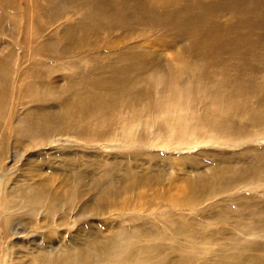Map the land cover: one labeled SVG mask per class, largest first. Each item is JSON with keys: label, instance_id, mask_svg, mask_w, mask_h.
<instances>
[{"label": "bare ground", "instance_id": "bare-ground-1", "mask_svg": "<svg viewBox=\"0 0 264 264\" xmlns=\"http://www.w3.org/2000/svg\"><path fill=\"white\" fill-rule=\"evenodd\" d=\"M205 1L208 0H188L187 3L195 8L194 14L188 18L180 15L181 13L187 16V3L181 0L136 1L140 4V9L144 10L146 7L150 14L160 13L157 9L163 4L170 3L162 9H169L168 14L175 18L180 32H184L188 24H194L192 33L196 35L201 32L204 34V39L200 44H193L191 48L190 58L193 62L186 61L155 68H142L143 64H141L142 67L138 68L139 58L124 54L135 66L133 80L125 85L103 84L94 78L93 82L85 83L87 74L84 75L82 69L76 70L77 73L70 76L66 73L67 70L62 68L64 65L47 63L48 56L61 59V51L60 48L57 49L46 42L33 49L38 57L26 68L14 66L13 57L10 62V58L3 56L0 50V161L3 160L2 156L11 143L13 146L26 147L27 151L32 150V153L38 156L41 155V151L35 150L45 148L49 145L47 142L56 141V144H59L61 138L74 141L77 145L74 144L72 147H75L79 151L76 153L80 155L81 153L92 155L95 148L110 150L111 153L113 152L112 157H116L120 162H116L117 166H112L110 163L106 169L101 168L104 172L97 176L96 169L99 167L96 159L91 157L85 160V164L79 166V161L83 159H72L70 156L73 154L69 156L70 152L65 148L59 150L62 149L61 146L57 148L53 144L52 148H57L56 153L67 154L59 161L60 165L74 168L71 179L70 176L68 178L65 175L63 178L73 184L75 191L63 193L65 195L60 197H66V199L62 198L64 206L73 205L71 211L75 207L71 201L77 198L78 212H83L96 209L98 205L107 202L110 196L115 195L117 198L116 195L121 194L125 187L135 185L136 182L139 184L144 182L138 177L139 175L136 177L134 172H132L134 175L129 172L130 174L115 176V171L122 172V166H126L124 160L126 158L130 160L129 162L136 160L142 165L140 170L143 171L145 168L155 169L156 166L163 164L150 163L151 165L147 167L144 166L141 158L155 162L159 156L164 161L170 162L171 153L186 150H197L199 153L203 148L240 149L248 142L253 143L255 137L264 133V85L257 84L255 68L247 65L223 64L219 60L224 54H238L237 49L241 47H245L248 52L251 51L252 35L257 32L255 30L264 28V0H212L201 9L198 5L204 4ZM232 5L242 9L239 21H236L237 16L231 15L230 22L219 24L215 18L208 17L215 6H222L225 9ZM12 7L14 4L7 2L1 4L0 16L12 21L10 16L12 13L9 11ZM87 18L91 19L89 15L83 19ZM94 29L95 26L92 27V31ZM70 39L72 40L71 37ZM63 40H67L66 35L63 36ZM79 40V43L82 41L80 45L82 46L84 39ZM92 50L91 48L87 55L92 54ZM78 51L79 48L75 51L77 56ZM84 61L93 63L90 58ZM41 62L46 64L39 66ZM81 62L67 63L68 70L71 67H81ZM103 72L105 75L113 74V71ZM62 85L76 89L77 92L70 99H62L58 97ZM18 134L23 137H19ZM49 136L52 138L48 140ZM142 149H144L143 154ZM242 152L238 154L239 160L237 159L241 166L231 165L230 158L223 156L225 154L223 151L202 152L201 156H209L215 162L222 161L226 164L222 167L225 171L212 167L213 165L210 167L215 171L214 173H223L222 180L216 179L210 182L207 175L200 173V170L204 171L206 165L191 167L188 177H191V186L194 189L190 188V190L189 186L188 189L185 187L177 189L175 195L168 196L167 199L171 201L168 202L169 204H164L165 207L159 205L160 213L153 209H144L143 212L140 210L142 213L138 215L125 214L128 219L122 215L124 218L118 226L123 228L133 223V227L129 226L130 232L120 231L115 243L111 241L105 244L106 246L93 247L91 245L93 241H88L90 244L85 246L83 243L91 238L86 237L87 239L82 240L84 242L81 246L70 248L66 252L57 251L54 264H192L190 260L194 257L195 249L203 251V247H196L201 245L200 241L217 240V235H219L218 240L223 244L224 241H229L231 249L234 250L226 256L227 262L241 264L239 258L246 257L248 264H264V254L255 258V256L247 257L241 252L242 249H252L254 243L253 240L242 239L264 238V199L260 197H264V192L258 190L264 178L261 177L262 172L258 166L247 164L255 162L256 158L247 161L248 151ZM111 153L106 154L110 156ZM189 158L190 156H183L171 159L185 163L184 161ZM75 162L77 167L73 166ZM82 167L87 170H83ZM207 167L209 168L208 165ZM6 173L7 169L0 163V199L4 195L3 200H0L2 201L0 218L4 221H0L4 226H7L11 217L17 214L33 217L44 213L47 218L49 217L47 213L55 212V206H50L48 198H43L41 195L44 190L41 192L36 187L23 182L24 185L21 183L18 187L12 186V190L7 191V185L9 186L10 183L7 177L9 172ZM155 176L156 173L153 176L147 173L145 180L148 181L152 177L151 182L158 183L155 181L157 180ZM188 177L185 176L184 180L189 179ZM16 183L18 184V181ZM112 186H116L117 189L113 195H110ZM263 187L262 184V189ZM251 190L255 191L254 195L244 196L243 192ZM9 195H12L13 199L7 201L5 198ZM51 196L54 200H58L56 195ZM159 199L166 200L157 195L156 203L160 202ZM65 211L71 213L68 208ZM194 216L198 217L196 223L200 227L214 225L216 230L208 233L199 231L197 235L192 233L188 228L190 223L187 222V218L193 219ZM71 218L76 221L81 217L72 215ZM88 223L86 227L90 228ZM161 225L170 226L172 232L168 234L158 230ZM224 227L228 229L223 234ZM248 227L255 234L247 233ZM127 232L136 237L138 242L131 240L130 236L126 235ZM156 240L180 245L177 240L194 242H191L190 246L180 247L151 244ZM187 249L190 251L187 252ZM223 249L225 251L224 247ZM223 249L215 251L216 256H219L218 252H221V256L216 257L212 264H226L222 262ZM169 250L177 254L182 250L187 256L180 255L176 258L178 260L176 262L171 260L172 257L169 258L172 255L169 254ZM204 250L208 251L210 247H205ZM46 256L47 253L41 251V254L37 253L33 258L37 264H51ZM203 263L205 264L206 260Z\"/></svg>", "mask_w": 264, "mask_h": 264}, {"label": "rangeland", "instance_id": "rangeland-1", "mask_svg": "<svg viewBox=\"0 0 264 264\" xmlns=\"http://www.w3.org/2000/svg\"><path fill=\"white\" fill-rule=\"evenodd\" d=\"M136 1L137 0H0V10L1 4L6 2L8 4H14V7L9 9L12 13L10 14L12 21H8L0 16L1 54L10 58V62L13 57L14 66L19 65L20 67L26 68L38 57L34 54L33 49L36 47L38 48V46L46 42L47 44L54 45L57 49L60 48L61 51V59L50 58L48 56V64L64 65L62 68L67 70L66 73L70 74V76L77 73L76 70L82 69L84 75L87 74V77H85V83L93 82L92 79L94 78L98 79L99 82L103 84L112 83L119 85L128 84L133 80V76L135 75V66L133 65V62L124 54L138 57V68L142 67L140 66L141 64H143L142 68H155L186 61L193 62V59L190 58L191 48L193 44H200L204 39V34L199 32L200 34L194 35L191 31L193 30L194 24H188L185 27L184 32H180L179 26L176 25L175 18H172L168 14L169 9H162L163 6L170 3L163 4L160 9H157L160 13L156 12L155 14H150L146 7L144 10L140 9L141 6ZM181 1L187 3L188 0ZM210 1L212 0L205 1L204 4H199L198 6L202 9V7L207 5ZM193 9L195 8L187 3V16L182 15L181 13L180 15L184 18L191 17L194 14ZM219 9H223V7L215 6L211 10V14H208L210 19L215 18L216 22L219 24L230 22L229 19L231 15L237 16L236 21L241 19L242 9L237 8L235 5L225 7V9L221 11ZM139 13H141V15H138ZM87 15H89L91 19H83ZM93 26H95V29L92 31ZM255 31L257 32L255 33ZM255 31V34L251 37L253 47L250 52H248L245 47H241L237 49L239 55L224 54L220 57L219 61L223 64H230L233 66L247 65L255 68L256 71H254V73L257 84L264 85V28H259ZM10 34L11 37H9ZM64 35L67 36L66 41L63 40ZM79 39H84V44L82 46H80L82 41L79 43ZM78 43L80 47L78 46ZM77 48L80 49V51H78V56L75 53ZM91 48L93 49V53L87 55V52ZM86 58H90L93 63L84 61ZM70 62H81L82 68L71 67L68 70L69 66L67 63ZM45 64L46 62H41L39 66ZM59 69L56 70L58 71ZM103 71H113V74L105 75ZM62 74L63 71L60 74V77H62ZM81 82H83V80H81ZM76 92V89L62 85L58 97L62 99H70ZM18 136L23 137L20 134H18ZM51 138L52 137L49 136L48 140ZM59 142V144H56V141L53 143L47 142L49 145L45 146V148L35 150L41 151V157L33 154L32 150L27 151L28 149L26 147L13 146L11 143V145L7 147L5 154L2 156L4 158L0 163L3 164L5 169H7V173L9 172L7 177L9 179L8 183L10 184L9 186L7 185V191L12 190V186L15 187L17 185L18 187L21 183L22 185L29 184L30 186L36 187L39 191L46 192L41 195H43V198H48V204L50 206H55V212L53 214L47 213L46 215L49 216L47 218L43 215L44 213H39L33 217L22 213L17 214L16 216L11 217L10 223L7 226H4V223L0 221V264H26L29 262L37 264L33 255L35 256L37 253L41 254V251H45L47 253V261L54 264L57 251L66 252L70 248L76 246H81L83 244L86 246L89 243L88 241H93L94 244L91 243L93 247H100V245L106 246L105 244H109L111 241H113L112 243H115V238L117 240L120 231L121 233L124 231L130 232L129 226L131 228L133 227V223L128 227L124 226L122 228L118 226L121 224V220L124 216L128 219L127 215H138L141 211L143 212L144 209H153L155 212L157 211L160 213L161 210L158 209L159 205L162 204V207H165L164 204H169L171 201L167 199L168 196L175 195L177 189L180 187L188 189L187 186H189V189H194L191 186V177H188L190 176L188 175V171H191V167H195L199 164L201 167L206 165L204 171L200 170V173L207 175L210 182L215 181L216 179L219 181L222 180L223 173H214L215 171L211 170L210 167L213 165L212 167H218L217 169L225 171L222 167L226 164L222 161L215 162L214 159L212 160V157L210 158L209 156H201L200 154H202V152L223 151V153H225L223 156L230 158L231 165L237 164L241 166V163L239 164L238 161V154L242 151L245 152L246 150L248 151L247 153H249L247 161L255 160L256 158L255 162L247 164L258 166L262 172L261 177L264 178V133H262L254 138L253 143L248 142L240 149H228L224 147L221 150H218V148L211 150V148H203V151H199V153H197V150H186L184 152L170 154L172 159L190 156L188 160L184 161L185 163H179L176 159L172 160L171 158L170 162H166L159 156H157L158 159L155 162H148L147 158H141L144 166L147 165V167L156 162L163 164V166H156L157 168L155 169L148 167L141 171L140 168L142 165H139L136 160L129 162L130 160L126 158L124 159L126 166H122V172L115 171V176L119 177V175H124V173H131V175L135 174L136 177L139 175L138 177L143 179V183L139 184L136 182L135 185L133 184L125 187L121 194L118 193L116 195L118 196V199L115 195L110 196L111 198L109 197L107 202L98 205L96 209L91 211L86 210L78 212V199H73L71 202L75 207L73 211H71V208H73L71 206L73 205H70V207L68 205V207L64 206L62 198L66 199V197H60V195H65L63 193H70L74 190L73 184L68 179L63 178L65 176L69 178L70 176L69 179H71L74 168L72 169V167L60 165L59 161L63 156L65 158L67 154H65V152L62 153L61 151L62 154L59 155V153H56L57 148L60 146L62 149L59 150L65 148L67 152H70L69 156L70 154H73V156H70L72 159H83L79 161V166H81L82 163L85 164V160H88L91 157L96 159L99 167L96 169L97 176L102 175L101 173L104 172L102 169H106L108 164L112 163L110 165L117 166L116 162L118 163L120 160L116 157H112L113 152L111 153L110 150L105 151L103 149L98 150L95 148L92 155L90 153H81L80 155L76 153L78 150L75 147H72L75 144L74 141H68L61 138L59 139ZM53 144L57 146V148H52L54 147ZM76 145L77 144H75V146ZM143 150L144 149H142V154L144 153ZM106 153H111V155L109 156ZM160 154L162 155V153ZM191 159H193V161ZM53 162L55 164H53ZM75 164L76 162L73 163V166L77 167ZM76 169L78 170V168ZM83 170H87V168H83ZM132 172H134V174ZM147 173H150L152 176L156 173L155 177H157V180L155 181L158 183L153 184V182H151L152 177L146 181L145 178ZM185 176L189 179L184 180ZM17 181L18 184L16 183ZM5 183L7 184V181ZM85 183H87V180H85ZM39 184H41V186ZM262 184L264 186V181L258 186V190L261 193L264 192ZM42 185L46 190L41 188ZM115 187L116 186L111 187L110 195L114 194L117 189V187ZM243 194L244 196H251L255 194V191H245ZM51 195H56L58 200H54ZM157 195L166 198V200L159 199L161 203H156L155 197ZM260 197L264 199V197ZM3 198L4 195L0 200H3ZM5 199L10 201L13 199V196L9 195ZM86 200H88V198ZM1 202L2 201H0V203ZM111 205L113 206L111 207ZM154 207H156V209ZM67 208L70 209L71 213L65 211ZM129 211L132 213H129ZM206 214L210 216L209 213ZM249 214L244 215L249 216ZM53 215L54 217H51ZM72 215L74 217L77 215L81 218H79V220L77 218L76 221H73L71 218ZM122 215L124 216L122 217ZM200 215L199 212V216ZM119 216L120 219H118ZM176 218L177 217H174V219ZM195 218V216L193 219L192 217L187 218V222L190 223L188 228L189 230H192V233L197 235V232L199 231L208 233L210 231L212 232V230H216V226L214 225H209L210 227H206L208 225H202L200 227L199 224L196 223L198 217ZM0 220L4 221L3 218H0ZM82 221L84 224H82ZM87 223L88 225L90 224V228L86 227ZM125 225L128 224L125 223ZM161 227H166V225H161L160 228L157 229L163 230L168 234L172 232L170 226H167L164 229ZM222 229V233L224 234L228 228L226 229V227H224ZM128 232L126 235H129L131 240L134 239L133 241L138 242L137 238ZM247 233H252L249 227ZM86 237H91V240L89 239L85 242L82 241L87 239ZM216 237L217 240L206 239L200 241L201 245H197L196 247H203V251L202 249H195L194 257L190 260L192 264H204L203 262L205 260V264H212L213 260L217 259L216 257L221 256V252H218L219 256H216L217 252L215 251L223 249V247L225 248V251L223 249L224 255L222 262L231 264L230 261L227 262L226 256L234 250L231 249L229 241H224L225 244H223L222 241L218 240L219 235ZM242 240H253L254 242L252 249L241 250L243 254L247 257L255 256V258L263 256L264 238L248 237L247 239L244 238ZM82 242L84 243L81 244ZM191 242L186 243L183 240H177V243H181L180 245L156 240V242L151 244L154 246L161 244L164 246L172 245L173 247H180L190 246ZM205 247H210V250L205 251ZM169 251L170 255L172 253L169 258L172 257L171 260L173 259L174 261L180 255L187 256L182 250H179L180 254H177L172 250ZM189 251L190 250L187 249V252ZM239 260L241 264L249 263L246 257L239 258ZM177 261L178 260H176V262Z\"/></svg>", "mask_w": 264, "mask_h": 264}]
</instances>
